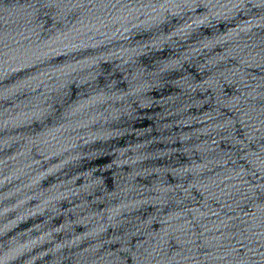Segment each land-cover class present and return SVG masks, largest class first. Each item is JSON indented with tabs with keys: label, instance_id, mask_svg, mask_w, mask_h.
<instances>
[{
	"label": "water",
	"instance_id": "water-1",
	"mask_svg": "<svg viewBox=\"0 0 264 264\" xmlns=\"http://www.w3.org/2000/svg\"><path fill=\"white\" fill-rule=\"evenodd\" d=\"M0 264H264V0H0Z\"/></svg>",
	"mask_w": 264,
	"mask_h": 264
}]
</instances>
